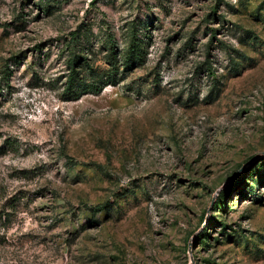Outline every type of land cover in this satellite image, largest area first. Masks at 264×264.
<instances>
[{"label":"rangeland","instance_id":"obj_1","mask_svg":"<svg viewBox=\"0 0 264 264\" xmlns=\"http://www.w3.org/2000/svg\"><path fill=\"white\" fill-rule=\"evenodd\" d=\"M0 264H264V0H0Z\"/></svg>","mask_w":264,"mask_h":264},{"label":"trees","instance_id":"obj_2","mask_svg":"<svg viewBox=\"0 0 264 264\" xmlns=\"http://www.w3.org/2000/svg\"><path fill=\"white\" fill-rule=\"evenodd\" d=\"M74 80H75V72L70 75L69 81H70V83L71 82L73 83ZM93 87H94V89L99 90V91H101L103 89L102 85H100V84H96Z\"/></svg>","mask_w":264,"mask_h":264}]
</instances>
